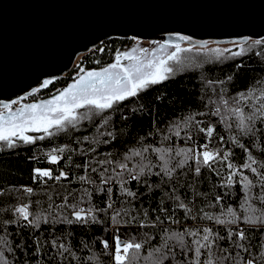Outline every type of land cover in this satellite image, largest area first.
Instances as JSON below:
<instances>
[{
  "label": "trees",
  "instance_id": "trees-1",
  "mask_svg": "<svg viewBox=\"0 0 264 264\" xmlns=\"http://www.w3.org/2000/svg\"><path fill=\"white\" fill-rule=\"evenodd\" d=\"M133 43L137 42L104 41L92 53L84 56L80 67L87 73L99 71L112 64L116 60V55L130 48ZM182 47L196 52L205 51L209 55L199 61L196 57V65L176 73L162 83L149 86L138 96L115 104L112 109L103 113L92 112L91 115L85 113L90 119H82L75 128L68 126L66 130L54 129L51 136L41 132L34 136L35 143L25 144L17 141V147L12 149L0 144V192L3 193L0 195V245H3L5 240L8 242L6 246L0 247V251L4 252L8 264H113L109 253L114 251V236L117 234L122 241L143 242L139 264H150L144 258L157 245L165 228L179 231L184 227H210L214 232L226 237L223 225L206 219L193 221L190 217L185 218L181 209L173 212L172 209L177 201L169 199L165 196V192L172 197L179 196L190 206L194 201L196 208H203L205 212L215 217L225 218L221 216V212L227 213L231 208L243 218L245 211L241 205L244 202L245 189L240 182V173L256 185L252 189L254 197L260 194L259 180L257 176L242 167L248 162V153L233 144L231 137H237L250 149L251 155L258 162L253 166L259 168L264 164V135L258 133L255 138L241 136L235 127V118L221 121V116L231 117L229 108L237 106L249 112L250 106L256 103L255 100H248L246 105L243 102L237 105L234 98L242 92L247 94L250 90H254L257 95L264 91V47L256 46L253 42L200 50ZM240 47L247 49L246 53L232 56V53L238 52ZM217 49L222 55L216 51ZM226 49L230 51H224ZM72 71L42 93L67 87L74 78L75 72ZM35 98L36 96L19 103ZM222 100L228 101L229 108H225ZM217 108H220L221 116L213 115ZM189 117H195V120L189 122ZM196 121L201 123L197 126ZM229 123L233 125L231 129L227 127ZM207 126L216 129L211 139L199 131V128ZM257 127L264 133V122L258 121ZM176 131L180 132L179 136L175 134ZM40 136H44V139H39ZM220 136L224 137L223 143L219 139ZM85 137L87 140L84 139ZM204 144L208 145L207 149L201 147ZM144 147H147L148 151L143 154V158L132 155L134 151H140ZM61 148L64 149L63 152H56L62 155V159L58 163H51L47 155L56 153L53 150ZM169 148L173 150L169 167H175L179 162L184 161V155L177 153L189 148L197 151L219 150L221 154L230 150L232 155L228 161L217 162L214 165L219 169V175L216 171L201 166V173L197 177L194 173L197 166L195 160H187L184 161L183 168L175 167L174 178L169 181L167 177L162 179L161 176L154 174L160 171L157 165L162 162L158 153L153 151V149ZM125 157L129 158V168H135L140 164L152 166L150 171L145 169L147 174L141 176L139 181L128 180L125 184L126 188L137 193L135 199L122 195L120 185L115 180L111 185L100 183L104 169H108L106 176L115 175L112 170L119 171L118 165L125 162ZM85 162L89 165L87 171L84 168ZM229 162L233 164L234 169L239 170L233 178L232 186L226 184L231 171L227 167ZM35 167H50L54 177L48 179L35 176ZM59 167L64 169L68 179L61 178L59 181L55 179L60 174ZM92 168L96 171L93 172ZM81 176H86L92 183L82 182L79 179ZM126 177L127 173L117 179ZM193 181L195 190L190 186ZM148 185L152 187L149 188ZM173 186L176 188L174 193L171 192ZM100 187L105 189L111 187L113 193L111 201L105 193L98 191ZM25 188H32V194L28 195L24 192ZM85 188L92 193V196L90 204L85 203L81 205L83 207L94 205L97 209H103L107 202H111L117 210L134 208L135 213L140 214L138 219L142 218L144 211H147L149 214L147 220H154L156 216H160L164 223L157 222L156 227L143 229L136 226H117L111 220L113 210L109 209L107 212L97 214L99 221L97 223L86 225L41 223L39 228H34L22 219L18 220L13 212L15 207L29 204V211L33 215H48L51 204L50 221L56 214L70 216V209L57 206L63 203L64 196L68 193L79 197ZM197 192L200 195H196ZM217 195L222 197L219 204L215 201ZM68 202H74L72 195L68 196ZM251 203L258 211H264V203L256 199ZM209 204H215V207L207 206ZM161 207L168 211L160 212ZM169 215L179 219L180 223L174 224L167 220L166 217ZM240 226L249 233L253 246L264 243V236L259 232L253 234V231L243 223ZM232 227L235 229V225ZM152 236H155V239H150ZM37 239L39 245L36 243ZM52 241H56L57 245L63 243L69 252L62 253L58 247H53ZM103 241H107L110 245L108 250L103 248ZM219 244L235 252L226 241H219ZM259 251L261 249L253 247V252L257 256ZM242 255L247 258V254ZM176 260H183V255L178 249Z\"/></svg>",
  "mask_w": 264,
  "mask_h": 264
},
{
  "label": "snow or ice",
  "instance_id": "snow-or-ice-1",
  "mask_svg": "<svg viewBox=\"0 0 264 264\" xmlns=\"http://www.w3.org/2000/svg\"><path fill=\"white\" fill-rule=\"evenodd\" d=\"M179 39H187L184 36H180ZM256 46L264 47V40H256L253 42ZM176 51L168 55L166 58H156L155 53H152V59L145 60L136 55L137 51H140L142 56L147 54L146 49H133L131 53H118L116 55V62L111 64L110 67L104 68L101 72L90 71L86 76H82L78 83L73 84L66 91L62 92L52 100L43 104H32L26 108L21 109L18 112L12 111V104L4 103L2 105L5 112H0V144L6 146L9 149L17 147V141L25 144L35 143V138L28 135L30 132H42L48 136L53 135V129L58 131L66 130L68 126L73 128L77 127L82 119H90V116L85 114L81 116L78 112L80 109H95L98 113H103L106 110L112 109L115 104L122 103L124 100L136 97L140 92L146 91L149 86L162 83L170 78L174 73V68L170 66L169 62L180 63V52L184 51L177 44L174 46ZM222 55L219 49L216 50ZM224 51H230L228 49ZM247 49L240 47L238 52H233L232 56H240L245 54ZM259 55V53H257ZM132 61L131 66H125L122 61ZM51 83L50 80L44 81V86ZM236 100L237 105L243 102L245 105L248 100H255L256 103L250 106V111L245 112L243 107L237 106L229 108L228 101L222 100L225 108H229L231 117L221 116L220 108H217L213 115L221 116V121L226 119L235 118V127L241 136L255 138L258 133L264 135L261 132V128L257 127V122H264V91H261L259 95L254 90H250L247 94L240 93ZM202 115V113H201ZM195 117H189L188 121H194ZM200 121H196L197 126ZM179 127V126H177ZM227 127L231 129L233 125L227 124ZM200 132H203L209 139L213 137L216 129L212 126L199 128ZM180 135L179 131L175 133ZM111 135V133H109ZM39 139H44V136H40ZM87 140V137L84 138ZM190 139V137H189ZM220 141L224 142V137H219ZM231 141L236 146L242 148L245 153H248V162L242 165L246 170H249L255 176L258 177L260 194L255 197L252 195V189L256 187L247 176H241V183L245 189L244 202L241 207L244 208L245 215L243 218L238 216L234 210L229 208L227 213L221 212V216L225 218L215 217L208 212H205L203 208H196L194 201L191 206L184 203L179 196L172 197L168 192H165V196L169 199L177 201L172 211L181 209L184 212L185 218H191L193 221L197 219H206L213 221L215 224L223 225L226 230V237L221 236L219 232H214L210 227H184L183 230H169L165 228L160 240L157 241V245L153 247L152 251L144 259L149 261L150 264H262L264 261V243L253 246L251 238L245 228L241 227L243 223L249 230L259 232L261 236H264V211H258L251 203L253 199L259 200L264 203V164L260 167H254L258 162L250 153V149L245 147L237 137H231ZM255 141L253 140V143ZM203 149H207L208 145L201 146ZM94 150V149H93ZM63 152L64 149L53 150V152ZM148 151L147 147H144L140 151H134L133 156L142 157L145 152ZM159 155V159L162 162L157 167L160 171L155 172L157 176H161L163 179L167 177L169 181L173 180L175 167L183 168L184 161L195 160L196 167L194 169L195 176H199L201 173V166L207 167L210 170L216 171L219 175V169H216L214 165L217 162L228 161L232 155L229 150L221 154L219 150L213 151H197L194 148H189L181 153L184 155V161L179 162L175 167H169L171 159L172 149H153ZM49 159L51 163H58L59 157L55 154H50ZM128 157H125V162L118 165L119 171L113 169L115 175H105L108 169H104V173H101V185H111L115 180L120 185V191L122 195L135 199L137 193L130 191L125 187L128 180L139 181L140 177L146 175L145 169L151 170L150 164H140L135 168H129ZM102 164L105 162H101ZM111 163V161H107ZM88 163L85 162V171L88 169ZM227 167L230 171L227 177L226 184L228 186L233 185V178L237 175L238 169H234L232 163H228ZM95 172L96 169L92 168ZM127 173L125 179H117ZM35 176L41 178L52 179V172L50 170H35ZM61 178L68 179L66 173L61 172L59 176L55 177L57 181ZM82 182L92 183L86 176L79 178ZM146 183V181H145ZM195 190V182L190 185ZM149 188L152 185H148ZM98 191L105 193L108 200L112 199V189L108 187H100ZM176 188L173 186L171 192L174 193ZM24 192L31 195L32 188H25ZM196 195H200L198 192ZM0 195H3L0 192ZM74 197V202H68V196ZM92 193L88 192V189H83V192L79 197H75L73 193H68L64 196L63 203L57 207L67 208L71 210L70 216L63 214H56L52 220H49V216L52 215V205L49 204L48 215L36 214L33 215L30 211V205L24 204L13 209L17 219H22L27 225H31L34 228H39L41 223H56L61 224H89L97 223L98 213L107 212L112 209L111 220L114 225L117 226H136L140 229L148 227H156L157 222L163 224L164 220H161L160 216H156L154 220H147L148 212L144 211L142 218L138 219V213H135L134 208H121L114 209L113 203L107 202L106 207L103 209H97L94 205L83 207L81 205L85 203L90 204ZM222 197L217 195L215 197L216 204H219ZM51 200V197H49ZM128 203V201H123ZM209 207H215V204L207 205ZM160 212H167L168 209L161 207ZM126 217V218H125ZM121 218V219H118ZM167 220L174 224H179V219H174L169 215ZM235 225V229H233ZM119 228L117 227V231ZM148 235L147 233L145 234ZM155 239V236L150 237ZM226 241L231 248L235 249V252L220 246L219 241ZM115 247L114 251L109 253L112 256L113 264H139L140 253L144 247L143 242L122 241L117 234L114 236ZM39 245V240L36 241ZM103 248L108 250L110 245L107 241H103ZM8 242L3 241V245L6 246ZM53 247H58L63 252H69V249L65 247L63 243L57 245L56 241H52ZM253 247L261 249L259 254L253 252ZM177 249L183 255V260H176ZM12 251V249H9ZM247 254V258L245 255ZM0 264H8L7 258L4 256V252L0 251Z\"/></svg>",
  "mask_w": 264,
  "mask_h": 264
},
{
  "label": "water",
  "instance_id": "water-1",
  "mask_svg": "<svg viewBox=\"0 0 264 264\" xmlns=\"http://www.w3.org/2000/svg\"><path fill=\"white\" fill-rule=\"evenodd\" d=\"M108 40L192 49L264 40V0H0V112Z\"/></svg>",
  "mask_w": 264,
  "mask_h": 264
},
{
  "label": "rangeland",
  "instance_id": "rangeland-1",
  "mask_svg": "<svg viewBox=\"0 0 264 264\" xmlns=\"http://www.w3.org/2000/svg\"><path fill=\"white\" fill-rule=\"evenodd\" d=\"M180 48L184 49V51L180 52V54H179L180 63L176 64L175 62H171V61L169 62L170 66H172L174 68V73L170 77H173V75H176V73H178V72H182L184 69H187L189 67H192V66L196 65V62H197L196 57H197V59L199 61L201 58H207V56L209 55V54H206L205 51L196 52V51L187 49V48L182 47V46H180ZM210 48H212V47H210ZM133 49H138V50L139 49H146L147 50V54L146 55L142 56L140 51H137V53H136V55L138 57H141V58H143L145 60L152 59L153 58L152 57V53H155L156 58H166L168 55H170L171 53L176 51L174 46H162V45L157 44V43H155V44L133 43V45L130 48L124 49L123 51H121V54L122 53H131ZM205 49H208V48H205ZM83 60H84V56H78L77 57L75 65H74V68H73V71H72V72H75L74 78L72 80H74L78 74H81L80 76H82L83 73L87 74V72H84L83 69L80 67V64L82 63ZM115 62H116V60L113 63H115ZM122 63L125 66H131L133 62L124 60V61H122ZM110 66H111V64L106 66L105 68L110 67ZM103 69H101L99 71H95V72H101V71H103ZM79 77H78V79H79ZM58 95L59 94H57V92L55 90L54 91H50V92H46L44 94L42 93V94L36 95L35 99L24 101L21 104L20 103L15 104L12 107V111L13 112H18L21 109L26 108L27 106L32 105V104L47 103L48 101L52 100L54 97H56ZM78 112H79V114L81 116H84L83 114H85V113H87L89 115H91L92 112L98 113V111L95 110V109H80V110H78ZM5 114H6V112H5ZM40 133L41 132H30V133H28V135L34 137L35 135H39ZM52 154L57 155L58 152L52 153ZM35 170H34V172H35ZM41 170H45V169H41Z\"/></svg>",
  "mask_w": 264,
  "mask_h": 264
},
{
  "label": "flooded vegetation",
  "instance_id": "flooded-vegetation-1",
  "mask_svg": "<svg viewBox=\"0 0 264 264\" xmlns=\"http://www.w3.org/2000/svg\"><path fill=\"white\" fill-rule=\"evenodd\" d=\"M81 74H78L77 76H76V78L74 79V80H71L70 82H69V84H71V83H75L77 80H78V77L80 76ZM79 78H81V76L79 77ZM68 84V85H69ZM68 89V86L67 87H65V88H59V89H57V90H55L56 92H57V94H60V93H62V92H64V91H66ZM44 92V91H43ZM40 93H42V92H40ZM39 93V94H40ZM38 94V95H39ZM30 99V98H29ZM43 156H46V155H43ZM49 156H50V154L49 155H47V158H48V160H50L49 159ZM57 156L59 157V161L62 159V155L60 154V153H58L57 154ZM58 161V162H59ZM45 169V170H50L51 172H52V177H54V173H53V171L51 170V168L50 167H35L34 168V170L35 169ZM61 172H64V169L63 168H61V167H59V173H61ZM46 178V177H45ZM49 179V178H48Z\"/></svg>",
  "mask_w": 264,
  "mask_h": 264
}]
</instances>
